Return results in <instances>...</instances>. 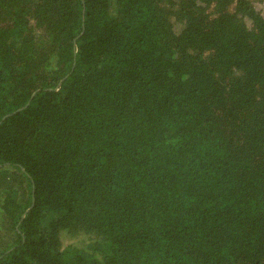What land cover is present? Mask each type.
<instances>
[{
  "label": "trees",
  "instance_id": "trees-1",
  "mask_svg": "<svg viewBox=\"0 0 264 264\" xmlns=\"http://www.w3.org/2000/svg\"><path fill=\"white\" fill-rule=\"evenodd\" d=\"M0 264H264V0H0Z\"/></svg>",
  "mask_w": 264,
  "mask_h": 264
}]
</instances>
